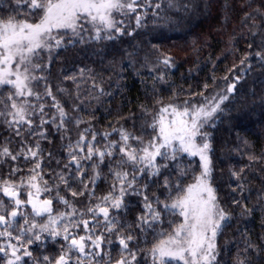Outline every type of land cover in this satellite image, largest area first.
Returning <instances> with one entry per match:
<instances>
[{
  "label": "snow or ice",
  "instance_id": "obj_1",
  "mask_svg": "<svg viewBox=\"0 0 264 264\" xmlns=\"http://www.w3.org/2000/svg\"><path fill=\"white\" fill-rule=\"evenodd\" d=\"M212 4L0 0V264H264V150L239 131L231 146L216 138L264 77V0L223 5L239 15L233 63L218 78L213 62L196 90L170 82L175 57L153 43L191 34ZM129 69L151 104L125 98ZM233 154L247 163L218 179Z\"/></svg>",
  "mask_w": 264,
  "mask_h": 264
},
{
  "label": "trees",
  "instance_id": "obj_2",
  "mask_svg": "<svg viewBox=\"0 0 264 264\" xmlns=\"http://www.w3.org/2000/svg\"><path fill=\"white\" fill-rule=\"evenodd\" d=\"M234 0H213L212 7L209 11H203L201 14L194 16L191 23V34L183 35L180 30L168 31L166 28L163 30L164 34L168 36V39H161L159 41L153 40V43H159L161 48L165 51H171L172 55L175 57L177 68L174 69V75L171 76L170 82L174 86L183 85L184 88L191 87L196 90L198 87V82L202 84L206 76L212 75L213 62H215V75L219 78L226 74V69L233 63V56L227 54V43L229 35L232 29L239 21V15L231 11L225 12L223 5L225 3H233ZM239 6L237 0V7ZM228 17V22L225 24L223 22L224 16ZM150 27L151 22H149ZM198 38V43L203 45L202 50L196 53L192 50L193 39ZM207 41L212 45L208 47L205 43ZM241 48L244 47L243 44L240 45ZM226 55V58H225ZM197 56H199L198 64L200 71H193L191 76H189V69L195 68L197 66ZM211 57V60L209 59ZM220 57L219 60L216 58ZM139 69V66H137ZM146 75V83L150 86L152 81L147 78L146 69H139ZM54 73L58 71V67L53 69ZM135 71L134 69H129L127 76L128 89L124 93L126 99H131L135 103H152V97L150 95L146 96L145 90L140 83L139 77L129 75V73ZM264 77H261L259 71L255 72L253 76L248 78L247 84L244 86V91L248 92L250 90L255 92V96L240 97L239 95L234 98V103L229 105L231 109V117L229 120L228 114L226 112L223 117V123L219 124L216 130L217 143L226 140L231 146L235 143V138L237 131L240 135L247 140H249L252 145V151L259 155L262 150H264V87L261 86ZM171 92V88H167L163 92H158V95L167 99L168 94ZM115 103H119V98ZM128 106L126 105L124 111L127 112ZM101 114L103 111L101 110ZM106 123L105 120H101L97 127L103 130V125ZM231 129V131H229ZM217 156H220L218 151ZM247 163L245 159H238L235 154H233V159H224L223 163H217V177L219 179L223 169L224 179H227V169L230 165L245 164ZM264 166V163L258 164L255 167L259 169ZM254 184L258 186V183L254 181ZM247 228L253 234V238L260 236L262 234V229L260 226V213L247 222ZM223 243V238L221 239V244ZM235 252V249L232 250ZM228 260V257H224Z\"/></svg>",
  "mask_w": 264,
  "mask_h": 264
}]
</instances>
